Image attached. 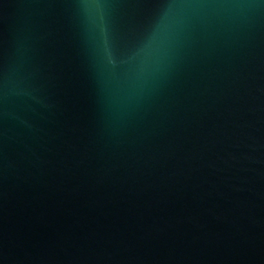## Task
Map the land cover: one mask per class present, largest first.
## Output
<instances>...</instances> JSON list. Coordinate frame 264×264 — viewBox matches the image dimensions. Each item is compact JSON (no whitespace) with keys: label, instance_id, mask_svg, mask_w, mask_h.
<instances>
[{"label":"water","instance_id":"water-1","mask_svg":"<svg viewBox=\"0 0 264 264\" xmlns=\"http://www.w3.org/2000/svg\"><path fill=\"white\" fill-rule=\"evenodd\" d=\"M0 264H264V0H0Z\"/></svg>","mask_w":264,"mask_h":264}]
</instances>
